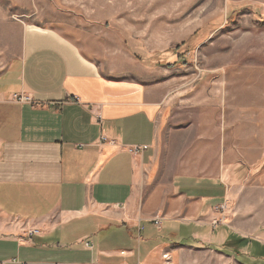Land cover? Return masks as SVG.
<instances>
[{
    "label": "crops",
    "instance_id": "crops-1",
    "mask_svg": "<svg viewBox=\"0 0 264 264\" xmlns=\"http://www.w3.org/2000/svg\"><path fill=\"white\" fill-rule=\"evenodd\" d=\"M43 30L0 73V264H181L197 248L244 250L224 224L215 240L213 209L262 165L207 145L199 160L216 159V176L168 171L162 91L103 76Z\"/></svg>",
    "mask_w": 264,
    "mask_h": 264
},
{
    "label": "rangeland",
    "instance_id": "rangeland-1",
    "mask_svg": "<svg viewBox=\"0 0 264 264\" xmlns=\"http://www.w3.org/2000/svg\"><path fill=\"white\" fill-rule=\"evenodd\" d=\"M43 29L76 44L103 76L162 91L168 171L216 176V159L199 160L207 145L262 165L213 209L215 240L224 224L244 250L197 248L180 263L264 264V0H0V73L28 32Z\"/></svg>",
    "mask_w": 264,
    "mask_h": 264
},
{
    "label": "built area",
    "instance_id": "built-area-1",
    "mask_svg": "<svg viewBox=\"0 0 264 264\" xmlns=\"http://www.w3.org/2000/svg\"><path fill=\"white\" fill-rule=\"evenodd\" d=\"M30 99H31L30 97H24V98L21 97L20 98V100H23V101H30ZM154 222H155L156 225H159V221L158 220H155Z\"/></svg>",
    "mask_w": 264,
    "mask_h": 264
}]
</instances>
